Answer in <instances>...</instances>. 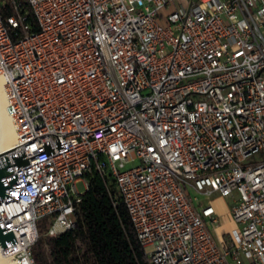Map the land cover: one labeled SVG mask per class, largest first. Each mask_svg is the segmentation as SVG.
Listing matches in <instances>:
<instances>
[{
    "label": "built area",
    "instance_id": "obj_1",
    "mask_svg": "<svg viewBox=\"0 0 264 264\" xmlns=\"http://www.w3.org/2000/svg\"><path fill=\"white\" fill-rule=\"evenodd\" d=\"M5 6L14 141L0 152L18 183L0 201L16 242L0 258L36 264L38 224L72 230L94 173L113 182L146 264H264V0ZM215 198L231 201L217 241Z\"/></svg>",
    "mask_w": 264,
    "mask_h": 264
},
{
    "label": "trees",
    "instance_id": "obj_2",
    "mask_svg": "<svg viewBox=\"0 0 264 264\" xmlns=\"http://www.w3.org/2000/svg\"><path fill=\"white\" fill-rule=\"evenodd\" d=\"M5 1L9 16L15 1ZM25 27L36 30L33 15ZM75 226L55 238L46 236L45 221L38 224L39 238L33 247L36 264H146L125 209L107 177L88 176V188L73 215ZM45 247L47 250H45Z\"/></svg>",
    "mask_w": 264,
    "mask_h": 264
},
{
    "label": "water",
    "instance_id": "obj_3",
    "mask_svg": "<svg viewBox=\"0 0 264 264\" xmlns=\"http://www.w3.org/2000/svg\"><path fill=\"white\" fill-rule=\"evenodd\" d=\"M6 156L7 153L0 152V201L7 198L8 190L14 189V187H11V185L18 183V180L15 175L9 177L12 173V170L9 166ZM16 162L18 166L25 165L24 161L18 160ZM5 179L7 180L9 187H7ZM14 244H16V242L10 229L5 231L0 221V248L3 250Z\"/></svg>",
    "mask_w": 264,
    "mask_h": 264
},
{
    "label": "bare ground",
    "instance_id": "obj_4",
    "mask_svg": "<svg viewBox=\"0 0 264 264\" xmlns=\"http://www.w3.org/2000/svg\"><path fill=\"white\" fill-rule=\"evenodd\" d=\"M14 141V133L9 119L4 113L2 90L0 87V151L9 149ZM0 264H8L0 258Z\"/></svg>",
    "mask_w": 264,
    "mask_h": 264
},
{
    "label": "rangeland",
    "instance_id": "obj_5",
    "mask_svg": "<svg viewBox=\"0 0 264 264\" xmlns=\"http://www.w3.org/2000/svg\"><path fill=\"white\" fill-rule=\"evenodd\" d=\"M158 25L160 26H164V24H162L160 21L157 22ZM77 190L80 194L84 193L85 192V187L82 185V184H78L77 185ZM213 206L217 209V211H219L220 215H224V212L226 211V209H229L230 208V205H231V201L230 199H226V200H223V201H216V202H213L212 203ZM225 219L227 220V217L224 216L221 218L220 220V223L219 225L213 229L212 231V235H213V238L215 241H217V236L218 233H220V231H226L227 230V224L225 223ZM45 250H47V248L45 247ZM150 249L149 248H146L145 249V252H149Z\"/></svg>",
    "mask_w": 264,
    "mask_h": 264
},
{
    "label": "crops",
    "instance_id": "obj_6",
    "mask_svg": "<svg viewBox=\"0 0 264 264\" xmlns=\"http://www.w3.org/2000/svg\"><path fill=\"white\" fill-rule=\"evenodd\" d=\"M224 199H218V198H215V199H213L211 202H210V205L214 208V210H215V212H216V214H217V216L219 217V220H221V218L222 217H224V216H226L227 217V220L225 219V223L227 224V230L226 231H220V233H218V235L220 234H223V233H225V232H227L230 228H231V223L229 222V220H228V209H226V211L224 212V215L222 216V215H220V213H219V211H217V209L213 206V202H216V201H223ZM219 223H220V221H219ZM219 235V236H220ZM219 236H217V237H219Z\"/></svg>",
    "mask_w": 264,
    "mask_h": 264
}]
</instances>
